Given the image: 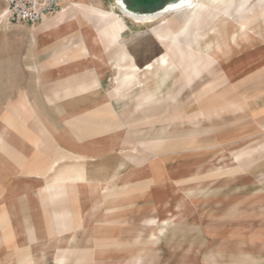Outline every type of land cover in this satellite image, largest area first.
Returning <instances> with one entry per match:
<instances>
[{
  "label": "rangeland",
  "instance_id": "374dc122",
  "mask_svg": "<svg viewBox=\"0 0 264 264\" xmlns=\"http://www.w3.org/2000/svg\"><path fill=\"white\" fill-rule=\"evenodd\" d=\"M108 3L126 24L121 40L151 31L157 49L184 50V60H199V70L178 66L166 74L160 69L157 78L148 76L115 93L126 71L115 60L102 78L90 66L74 69L73 60L87 58L78 49L80 35L42 39L33 32L42 22H8L1 17L0 2V123L9 126L12 144L30 140L21 149L7 139L14 170L11 211L0 217V264H264V0H198L191 9L142 21L123 16L114 0ZM200 11V23H195ZM160 26L171 33L158 37L153 30ZM99 27L93 17L89 29L102 55L113 59L121 45L109 44ZM241 28L245 36L238 34ZM84 36L91 51V34ZM198 41L206 52L217 44H228L230 51L214 57L204 51L185 54ZM152 80L167 82L169 90L163 85L156 90ZM93 93L109 95L119 127L80 121L75 131L88 136L116 132L123 139L110 155L93 160L108 164L109 170L92 171L85 165L89 160L67 152L56 162H77L79 171L87 173H117L119 185L112 190L120 195L123 189L125 201L108 207L130 218L112 236L122 240L112 248L100 226L83 229L98 233H54L73 230L67 210L82 204L69 205L65 196L53 193L63 185L60 178L49 181V195H27L42 180H22L16 170L22 164L50 163L58 155L61 131L67 136L72 125L57 120L61 108H74L88 120L105 119L108 104L94 102ZM36 136L39 143L31 145ZM0 145L4 151L5 140ZM8 199L0 196V210L8 207Z\"/></svg>",
  "mask_w": 264,
  "mask_h": 264
},
{
  "label": "crops",
  "instance_id": "0c3cea01",
  "mask_svg": "<svg viewBox=\"0 0 264 264\" xmlns=\"http://www.w3.org/2000/svg\"><path fill=\"white\" fill-rule=\"evenodd\" d=\"M78 1L64 0V3L66 2V4L63 6L62 10H60L52 18L43 19L41 21V26L33 28L34 35L40 36L42 39L54 38L57 40H64L70 39L74 34L80 35L81 44L78 46V49L81 52L85 51L86 53L82 54V57L87 58L86 60H82L80 58L73 60L74 62H72L70 65L74 69L88 68L90 66V68H92L95 72L96 76L102 78L110 70V61L115 60L114 64L117 67L124 68L126 70L119 82H117V86L115 87L114 91L115 93L118 92L122 87L140 83L142 79H146L148 76L150 77L151 75H154V79L157 78V72L160 69H164L166 74H170L172 71L178 68V66H190L192 71L198 72L200 67L198 63L199 60L195 62L197 64L194 62L191 63L190 61H185L183 58L184 50H181L180 54H177L176 52L167 53V51L161 49L158 50V42L156 40L154 41L151 31L145 32L144 35L140 34L142 31H136L125 40H121L120 32L126 27V24L117 13L112 11L108 0ZM114 4L118 9L116 0H114ZM80 7H82V12ZM119 12L125 16L120 10ZM93 17L96 18L97 23L100 26V34L108 39L109 44L112 41V44L119 43V45H121V49L116 53L118 55L115 56V58L109 59V57H104L102 55L99 48L98 37L94 35L89 29L90 20ZM154 29L159 32L158 35L153 30L158 37H167L171 33V31L166 26H160ZM86 32L91 34L92 39H90V41L93 42L91 51L89 50V47L85 41L84 33ZM239 35L245 36L246 32H244V34L239 33ZM236 36L237 35L232 36L231 39L233 42L236 41H234ZM199 44H202V46ZM228 47V44H217L211 51L206 52L203 42L198 41L196 48H194L196 50H187L185 54H199L200 51H204L214 57L218 56L219 54H228L230 51V47ZM70 50L71 48L69 47L64 54H67ZM158 54L160 55L158 56ZM175 58H178V60L175 61ZM152 83H154L153 85L156 87V90L162 85L165 86V84H167V82L157 84L153 80ZM165 89L169 90V87L165 86ZM90 98L96 103L104 102L105 104H108L107 111L109 114L105 119L93 118L95 116H92L91 120H88V118H83L81 113L73 111L74 108H61L59 112V118L62 117V119L57 120L62 123L69 122L72 125L68 127L70 128V131H68L67 136L65 135L64 131H61L62 136L60 138L62 141H59L55 148L58 150V152L55 150L58 155L50 163L37 164L35 167H29V164H22V166L16 168V170L20 171L19 177H21L22 180H28L29 176H34L42 180V186L37 187V189H32V191L28 192L29 194L27 193V195H49L52 193V190H49V181L53 178H60V183L63 185L56 186V189L54 190L55 192L53 193H57L58 196H65V203H68L69 205L76 202L82 204L78 208L77 206L72 207V205H70L69 209L67 210L68 214L65 217L71 220L70 224L72 225L69 226H71L70 229L73 230L54 231V233H98L84 231L83 229L100 226L103 229L101 233L107 236L106 241L108 247L112 248L115 245L118 246L122 241L120 238L117 239L118 241H114L112 240V236L119 235L121 231L120 227H125L127 218H130L129 216H126L125 212L121 210L115 211L114 208L110 209L108 207L109 204L125 201L123 198V189L120 190V195H118L119 192L113 193L112 190L113 186L119 185L117 173H113L111 176L106 173H87L79 171V164L77 162H56V160L61 159L66 154L64 152H67L68 155H72V157L89 160L90 162H85V165L88 164L91 169L94 167L98 170H106L105 172L109 170L107 167L108 164L94 161L104 156H108L114 152L119 147V145L121 146L123 139L119 138L116 132L108 135L102 134L100 131L96 133L92 132V135L90 136L83 133H79L77 135L75 127L77 122L91 121L97 124L108 123L109 127L111 126L112 128L117 129L119 127L118 123L120 122L119 114L112 103V99L109 98L107 93H103L102 95L93 93ZM43 122L44 121L41 120V123ZM43 129L44 127L42 128L41 132H43ZM9 133H11L9 132V126L0 123V141L5 140L4 151H2L3 148L0 145V196H4L5 199L7 196H9L8 207H5L4 210H0V217L2 216V211H11V203L9 204V202H11V184L13 182L12 172L14 169L12 167V163H10V145H7L9 144L8 140L11 143V140L8 138ZM20 140H22L20 141V145L11 143L12 146L21 149L29 146V138L25 137L21 138ZM38 143L39 136H36V139H31V145H37ZM93 170L94 169H92V171ZM119 170L120 168H118L116 171ZM29 171H36L39 172V174L30 175L28 173ZM47 171H51L53 173L47 175V173H45ZM58 202L61 203L62 200L58 199ZM55 208L57 210L60 209L58 206ZM55 208H52L51 210H55ZM58 213H60V211H58ZM174 217H176V215H172L167 219H173ZM167 219L162 220V224H166L168 222ZM74 224L75 229L73 228ZM0 233H3V231L0 230ZM4 233L8 232L5 230Z\"/></svg>",
  "mask_w": 264,
  "mask_h": 264
},
{
  "label": "built area",
  "instance_id": "2783aa9c",
  "mask_svg": "<svg viewBox=\"0 0 264 264\" xmlns=\"http://www.w3.org/2000/svg\"><path fill=\"white\" fill-rule=\"evenodd\" d=\"M2 17L11 23H39L43 18L57 14L64 0H0Z\"/></svg>",
  "mask_w": 264,
  "mask_h": 264
},
{
  "label": "bare ground",
  "instance_id": "6f19581e",
  "mask_svg": "<svg viewBox=\"0 0 264 264\" xmlns=\"http://www.w3.org/2000/svg\"><path fill=\"white\" fill-rule=\"evenodd\" d=\"M197 1L198 0H167L161 6H159L158 8H156V9H154L152 11H142V10L135 9L132 6H130V4H129V2L127 0H116V4H117L119 10L123 14H125V15H127L129 17H133L137 21H142V20L151 19L152 17H156L158 15H161V14H163L165 12L172 11V10L174 12H180L183 9H186V8L187 9H191V8H193L195 6V4H196ZM240 6L241 5L239 4V6L237 8H240ZM200 13H201V11L196 16L195 23H200V17H199V14ZM1 17H2V13H1ZM209 18H211V17H209ZM212 18H213V16H212ZM186 26H185V28H186ZM241 27H243V26H241ZM154 31L159 35V32L156 29H154ZM244 32H245V29L244 28H241L240 31H239V33H242V34H244ZM235 35H237V34H235ZM198 37H200V36H198Z\"/></svg>",
  "mask_w": 264,
  "mask_h": 264
},
{
  "label": "water",
  "instance_id": "95a60500",
  "mask_svg": "<svg viewBox=\"0 0 264 264\" xmlns=\"http://www.w3.org/2000/svg\"><path fill=\"white\" fill-rule=\"evenodd\" d=\"M135 9L142 11H152L161 6L167 0H127Z\"/></svg>",
  "mask_w": 264,
  "mask_h": 264
}]
</instances>
